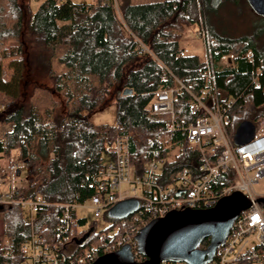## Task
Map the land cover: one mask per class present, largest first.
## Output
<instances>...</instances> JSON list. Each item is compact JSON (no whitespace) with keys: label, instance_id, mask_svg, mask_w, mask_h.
<instances>
[{"label":"trees","instance_id":"trees-1","mask_svg":"<svg viewBox=\"0 0 264 264\" xmlns=\"http://www.w3.org/2000/svg\"><path fill=\"white\" fill-rule=\"evenodd\" d=\"M227 2L236 7L227 14L242 21L241 28L230 23L227 29L220 20L218 9ZM243 2L223 0L213 8L210 0H44L34 11L31 1L0 0V128L11 125L0 133V159L16 155L26 170L15 199L40 196L45 202L32 219L20 203L0 204V264L24 262L21 245L32 230L53 237L61 204L85 202L97 192V179L112 158L108 147L117 136L129 137L138 174L153 159L166 160V177L194 165L198 152L185 130H167L149 108L155 91L177 87L178 80L196 95L210 85L204 59L179 56L187 28L206 24L220 96L234 99L231 133L244 121L259 127L264 119V16L250 7L261 22L252 24ZM140 43L149 51L140 52ZM191 102L188 91L178 94L179 119L193 118ZM111 104L116 123L91 120ZM233 181L231 173H223L215 186L219 190ZM104 216L111 224L78 233L71 256L100 245L103 233L110 242L127 231L135 236L141 227L132 215L125 221ZM209 243L206 238L199 247Z\"/></svg>","mask_w":264,"mask_h":264},{"label":"built area","instance_id":"built-area-1","mask_svg":"<svg viewBox=\"0 0 264 264\" xmlns=\"http://www.w3.org/2000/svg\"><path fill=\"white\" fill-rule=\"evenodd\" d=\"M198 28L206 52L210 85L196 95L178 80L177 87L155 91L149 104L150 111L162 117L167 130H185L187 141L198 152L197 161H193L194 165L182 166L175 174L166 177V160L153 159L146 164V170L138 174L131 163L129 137L117 136L108 147L112 158L97 179V192L85 202L61 204V221L53 237L49 238L44 231L32 230L30 238L21 245V251L26 255L21 264H92L101 255L126 244L131 245L137 259L140 254L137 252L136 235L128 231L110 242L105 240L106 234L103 233L100 245H93L71 256L77 234L85 229L92 230V233L95 231V227L87 228V219L81 216V212L91 213L100 219L119 201L137 198L139 208L131 215L142 227L172 210L212 207L221 197L235 191L248 197L251 206L241 212L225 242L216 249L213 259L205 264H264V203L258 202L260 196L254 189V185L264 177V119L256 127L250 141L244 144L235 142V131L231 133L229 126V111L234 99L223 100L220 96L214 75L212 39L204 22ZM139 51L149 49L140 43ZM188 54L189 47H183L179 52L181 57ZM184 91L192 96L190 111L193 118L190 120H181L176 115V100L178 94ZM20 167L17 156H12L5 166H0V186L7 185L6 190L0 191V204L20 203L29 211L32 219L45 202L40 196L15 199ZM223 173H231L234 181L218 190L215 184ZM125 184L131 187L122 189ZM80 218H84L83 224ZM118 231L119 228H116L113 235ZM159 264L189 263L164 260Z\"/></svg>","mask_w":264,"mask_h":264},{"label":"water","instance_id":"water-1","mask_svg":"<svg viewBox=\"0 0 264 264\" xmlns=\"http://www.w3.org/2000/svg\"><path fill=\"white\" fill-rule=\"evenodd\" d=\"M222 1L210 0V5L218 8ZM247 2L256 14L264 16V0ZM255 131L253 122H242L235 130V142L244 144L250 141ZM258 202L264 203V196H260ZM139 205L137 198L121 200L109 208L107 216L111 219L127 218L138 210ZM250 206L251 200L235 191L221 197L209 208L172 210L163 217L150 220L138 230L135 236L137 252L146 257L144 260H137L131 245L126 244L101 255L92 264H159L164 260L205 264L213 259L216 249L225 242L241 212ZM206 238H210V243L202 249L199 245Z\"/></svg>","mask_w":264,"mask_h":264},{"label":"rangeland","instance_id":"rangeland-1","mask_svg":"<svg viewBox=\"0 0 264 264\" xmlns=\"http://www.w3.org/2000/svg\"><path fill=\"white\" fill-rule=\"evenodd\" d=\"M31 1V6L33 8L34 11L37 10V8L39 7V5L44 1V0H20V2L26 4L28 2ZM72 3L75 4H79V3H95L97 0H70ZM137 1H146V0H137ZM205 0H200V2L202 3ZM243 7L246 8L247 10H249L248 15L250 16L251 23L255 24L256 26L259 25L261 22L259 21L260 19L258 17H254L252 15L251 12V8L248 4L247 1L244 0V2L242 3ZM229 8L232 9V11H235L236 7L233 5V3L230 5V2L225 3L224 5H221L220 8L218 9V13L220 15V17H222L223 20L225 22V28L230 29V23H235L233 25L234 28L239 27L241 28V26H243V22H237V19H232L229 17V14H227ZM220 10V12H219ZM256 14V13H255ZM258 16V15H257ZM204 21V20H203ZM229 25V26H228ZM228 26V27H226ZM196 28V29H195ZM199 29L198 27H189L187 28V31L184 35V37L181 40V45L182 47H189L190 49V53L191 54H196L199 55L201 59L206 58V52L204 49V43H203V38L200 36V33L197 32L196 30ZM226 29V30H227ZM224 62H227V59H224ZM91 120L96 123H109V124H114L116 123L117 120V116H116V107L111 104L110 106H107L104 109L101 110H97L95 113H93L91 115ZM11 129V125H4L1 126L0 128V133H4L7 130ZM16 156V155H13ZM8 163V161H3L2 159H0V166H5ZM24 165L21 164V167L19 168L22 172H21V177L20 180L18 181V183L20 184L21 180L24 179L25 177V168L23 167ZM130 185H123L122 189H127L130 188ZM7 185L5 186H0V191H4L6 190ZM254 189L256 194H258L259 196H264V177H262L258 183H256L254 185ZM84 215L87 219V228H91V227H95V230L97 232L106 229L110 224H111V220L107 219L105 216H102L100 219H97L93 216V214L91 213H86V212H81V216Z\"/></svg>","mask_w":264,"mask_h":264},{"label":"crops","instance_id":"crops-1","mask_svg":"<svg viewBox=\"0 0 264 264\" xmlns=\"http://www.w3.org/2000/svg\"><path fill=\"white\" fill-rule=\"evenodd\" d=\"M196 29V28H195ZM198 30V29H197ZM196 30V31H197ZM7 189V188H6ZM3 234V215L0 213V235Z\"/></svg>","mask_w":264,"mask_h":264},{"label":"bare ground","instance_id":"bare-ground-1","mask_svg":"<svg viewBox=\"0 0 264 264\" xmlns=\"http://www.w3.org/2000/svg\"><path fill=\"white\" fill-rule=\"evenodd\" d=\"M101 173V172H100ZM26 242V241H25Z\"/></svg>","mask_w":264,"mask_h":264}]
</instances>
